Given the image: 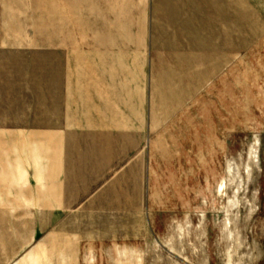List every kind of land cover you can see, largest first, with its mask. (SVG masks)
<instances>
[{
	"label": "rangeland",
	"instance_id": "374dc122",
	"mask_svg": "<svg viewBox=\"0 0 264 264\" xmlns=\"http://www.w3.org/2000/svg\"><path fill=\"white\" fill-rule=\"evenodd\" d=\"M216 2L148 0L143 72H175L159 90L174 124L154 156L157 202L133 221L41 220L8 197L0 168V264H264V0L227 15ZM41 47L0 45V78L53 66Z\"/></svg>",
	"mask_w": 264,
	"mask_h": 264
},
{
	"label": "crops",
	"instance_id": "0c3cea01",
	"mask_svg": "<svg viewBox=\"0 0 264 264\" xmlns=\"http://www.w3.org/2000/svg\"><path fill=\"white\" fill-rule=\"evenodd\" d=\"M217 4L233 13V0ZM154 10L148 0H0V45L44 46L53 60L0 78V168L13 203L39 206L41 220L103 222L138 220L157 202L154 156L174 124L159 116V90L170 92L175 72H143Z\"/></svg>",
	"mask_w": 264,
	"mask_h": 264
}]
</instances>
